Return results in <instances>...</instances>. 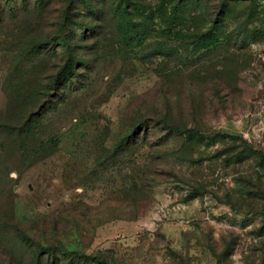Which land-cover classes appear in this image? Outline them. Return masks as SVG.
Returning a JSON list of instances; mask_svg holds the SVG:
<instances>
[{
	"label": "rangeland",
	"instance_id": "obj_1",
	"mask_svg": "<svg viewBox=\"0 0 264 264\" xmlns=\"http://www.w3.org/2000/svg\"><path fill=\"white\" fill-rule=\"evenodd\" d=\"M0 264H264V0H0Z\"/></svg>",
	"mask_w": 264,
	"mask_h": 264
},
{
	"label": "trees",
	"instance_id": "obj_2",
	"mask_svg": "<svg viewBox=\"0 0 264 264\" xmlns=\"http://www.w3.org/2000/svg\"><path fill=\"white\" fill-rule=\"evenodd\" d=\"M209 34H210V32H208V33H202V34H198L197 35V39L198 40H202V41H204V40H208V44H214L216 41H217V39H215V40H212V41H209V39L210 38H212L211 36H209ZM203 43V42H202Z\"/></svg>",
	"mask_w": 264,
	"mask_h": 264
}]
</instances>
